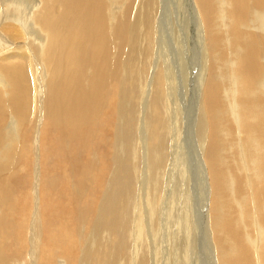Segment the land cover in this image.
Here are the masks:
<instances>
[{
    "label": "bare ground",
    "instance_id": "6f19581e",
    "mask_svg": "<svg viewBox=\"0 0 264 264\" xmlns=\"http://www.w3.org/2000/svg\"><path fill=\"white\" fill-rule=\"evenodd\" d=\"M175 1L0 0V264H158L183 50L201 46L189 173L209 197L204 249L211 264H264V0H179L164 38ZM192 225L167 264H195Z\"/></svg>",
    "mask_w": 264,
    "mask_h": 264
},
{
    "label": "rangeland",
    "instance_id": "374dc122",
    "mask_svg": "<svg viewBox=\"0 0 264 264\" xmlns=\"http://www.w3.org/2000/svg\"><path fill=\"white\" fill-rule=\"evenodd\" d=\"M176 1H177L179 6L176 4ZM176 1H175V7H172V8L168 7L166 9V11L169 10V14L171 16H173V20L171 23V28L173 27L172 28L173 30L171 29L172 32L171 31H168V33L165 32L166 35H164V38H167L168 34L171 35V33H173V31H175V29H178V26L176 24V21L174 22V19L178 21L182 17V14H187V9H188L187 5L188 4H186L187 8H185V1L187 2V0H185L184 2L181 1V4L179 3V0H176ZM171 9L172 10L174 9L173 11H175V10L178 11L177 14L172 13L170 11ZM181 10L183 11V13ZM159 11L161 12V8L157 9L158 17H157L156 21H158V22L160 21V12ZM167 13L168 12H166V17H167ZM183 21H184V19L182 20L181 24L183 23ZM174 26H175V28H174ZM192 27H193V22L191 23L190 28H192ZM169 28H170V26H168V29ZM183 34L184 33H182V37H186V35H183ZM180 38H181V35H180ZM168 39H170V38L168 37ZM182 39L184 41V38H182ZM171 44H172V41L169 42L170 46L166 43L167 46L165 45V48H166L165 51L172 49V52L174 55L175 47H173V44L171 46ZM193 44H194V42H193ZM173 48H174V50H173ZM183 48H184V44H183ZM155 49H156V46H154V51H155ZM200 49H202V46L197 48V50L195 49L196 50V51H194L195 52L194 53L195 58L192 57L191 52H189L188 50H183L184 51V64L187 67V69H186L187 70V78L189 77V79H186V85H184L185 80L183 82L181 81V83L184 86H186L185 88H186L187 92H185L184 94H187V95H184L181 93V91H179L180 92L179 98H180V95L182 94L181 97L183 99L180 98V100H179V98H178V104H180L179 105L180 111L178 112L179 113V115H178L179 122H177V123H179V131H180V135H181L180 142H182V146H181L182 148L179 146V149L180 148L182 149V154H181V151H179V153L181 154L179 156V163L181 162L182 166L177 167L175 164L173 170L171 171L172 175L170 174L168 176V171H167V174L166 175L164 174L165 176L163 175V177H162V183H163V186L161 184L162 191H161V195H158L161 198V200L159 197H158L159 199L157 198L158 206H156L157 208L160 207L159 210L161 211L160 214L158 215L159 218H157V220H156L157 224L159 225V223H160V225L156 231L158 234L156 233V235H154V236H157V239H156L157 241H156V243H154V246H156L159 249V253L161 255V256H159L160 259H159L158 264H167V255H168V252L170 253L171 248H172V244H171L173 242L172 239L176 236V238L178 237V242H179V240L181 241V237L184 240L183 235H184L185 230L187 229V227L184 228V226L188 225V229H189V224L190 225L193 224L192 228L194 231L193 232L194 236L192 237V241H193L194 237H195L194 239H196L195 240L196 242H194V241L192 242V243H194L193 245L191 243L192 247L196 246V248H197L196 249L197 255L195 256V252L193 255L194 256L193 260L195 261L194 263L195 264H211L210 259L207 255V252L204 249L205 236L203 233L204 228H205L204 225L206 224L205 218L207 219V211H208L207 203H209V197L207 194L208 192L206 193V196H205V191L203 188L204 186H201V184L199 183V180H196L197 179L196 175H192L191 173H189V171L191 172V168H193V170H195L194 169L195 165H193L191 163L192 159L190 158L191 155L189 154V149H191L192 146L194 145L195 136L193 137V128H194V122L196 119L195 118L196 114L199 111V108L196 107V103H197L196 100L199 99V98H197L198 94L196 92H192V94H191V88L190 87L192 86V81L194 80L193 77H195L193 74L194 68H197L196 65L200 61H201L200 62L201 66L203 65V59H202L201 54H200ZM198 53L200 56L197 58ZM173 59H175V58H173ZM175 68H176V72H178L179 71V63L178 62L175 63ZM190 71H192V72H190ZM150 77H151V74H149V76H148V79H147L148 82L151 79ZM176 84H178V78L176 80ZM181 88H182V86L180 88H178V90ZM187 96H188V98H187ZM176 97H178V96H176ZM184 97H186V98H184ZM193 98H195V99H193ZM189 104H190V106H189ZM194 104H195V106H194ZM142 106L144 107V101L143 100H142ZM168 110H169V107L167 110L166 109L164 110L165 114L167 113V116L169 114ZM142 112H143V108L141 107V109H140V118L141 119L143 117ZM173 121H174V117H173ZM181 122H182V124H181ZM170 136H171V134H170ZM143 138H146V137L143 136L142 140H143ZM172 140L173 139H170V144L173 145L172 143H174V145H176L177 144L176 141L173 140V142H172ZM141 146L142 147L144 146L143 143H141ZM146 152H147L146 149L142 148V150H141L142 159L148 157V154ZM171 154H173V153L171 152ZM183 154H184V156H183ZM58 155H60V154L58 153ZM55 162L59 168H57L55 166L54 169L55 170L58 169L57 171L61 172V173L58 172V174H61V176H62V175H65L64 171L67 173L69 172L70 168H65V166L61 165V162L59 160H55ZM169 163H170V161H169ZM167 166H168L167 167V169H168L169 165H167ZM142 167L144 168L143 163H142ZM204 167H206L205 162H204ZM186 174H188L189 176H186ZM61 176H60V178H61ZM73 176H75V175L73 174ZM193 176H194V178H193ZM164 177H166V178H164ZM166 179H167L168 186L163 189V187H165L164 184H166ZM169 179L172 181V183H169V181H170ZM149 181H151L150 177H149ZM68 182H70V183L72 182V180L69 176H68ZM201 183H203V182H201ZM45 186H46V188L54 189L56 195L60 194L61 192L65 191L67 189V186L65 184H56L55 187H51L48 184L47 180L45 182ZM143 188H144V186H143ZM148 193H150V192H148ZM22 194H23V190H22ZM21 195H20V198H21ZM140 199H142V197H140ZM158 200H160V201H158ZM144 202H147L146 197H145ZM30 210H31V208H30ZM184 218L188 219V221L191 220L190 221L191 223L187 222ZM144 219L145 218H143V220H141V222H143V224H145L144 225V232H145L144 235L145 236L144 237L141 236L142 241L144 238H146L147 235L150 236V238H151L150 234L152 233V231L150 228H153L152 224L150 223L151 224V226H150V224L145 223ZM185 221L187 222V224H185ZM192 221H193V223H192ZM162 224H164V225L162 226ZM146 226H147V228H146ZM148 227H150V228H148ZM162 229H163V231H162ZM149 230H150V233H149ZM179 235H180V238H179ZM142 237H143V239H142ZM152 238H151V241H152ZM170 238H171V240H170ZM183 243H185V240ZM195 243H196V245H195ZM168 245H170V246H168ZM178 248H179L178 252L180 253L179 254L180 258H182V257L184 258L183 255H184L185 251H187V250H185V248L186 249L189 248L188 244H187V246H186V243L182 244V247H181V245H178ZM189 249L191 250V248H189ZM180 251H182L183 254ZM23 255L26 258L25 261H27V262L31 261V254H29V252L24 253ZM134 257H135V254L133 255V258ZM23 264H25V262Z\"/></svg>",
    "mask_w": 264,
    "mask_h": 264
}]
</instances>
